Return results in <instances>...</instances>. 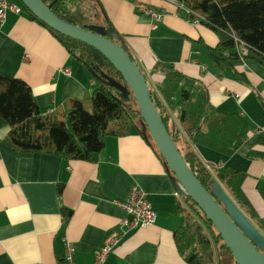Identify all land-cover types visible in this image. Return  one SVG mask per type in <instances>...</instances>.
I'll list each match as a JSON object with an SVG mask.
<instances>
[{
  "label": "crops",
  "instance_id": "0c3cea01",
  "mask_svg": "<svg viewBox=\"0 0 264 264\" xmlns=\"http://www.w3.org/2000/svg\"><path fill=\"white\" fill-rule=\"evenodd\" d=\"M100 2L143 70L150 72L158 61L171 62L202 78L219 110L246 119L248 135L236 152L203 145L196 150L208 163L244 172V193L264 218V130L258 131L264 129V66L240 57L237 47L221 55L220 33L187 21L178 0ZM139 4L164 11L155 29ZM0 73L24 79L44 113L68 110L70 100L88 96L95 84L89 68L26 9L8 11L0 25ZM9 131L10 124L0 116V264L63 262L65 237L75 243L79 264H94L105 238L126 216L116 200L127 198L134 186L146 193L156 220L131 230L104 264H189L175 238L182 222L177 211L181 194L136 127L126 135L106 136L104 148L91 160L16 151Z\"/></svg>",
  "mask_w": 264,
  "mask_h": 264
},
{
  "label": "trees",
  "instance_id": "16d2710c",
  "mask_svg": "<svg viewBox=\"0 0 264 264\" xmlns=\"http://www.w3.org/2000/svg\"><path fill=\"white\" fill-rule=\"evenodd\" d=\"M43 1L52 4L59 16L79 27L114 29L100 0ZM178 1L192 11L193 17L195 14L202 16L203 23L220 33L217 50L221 55L235 50L237 36L250 46L246 58L264 66V0ZM28 13L50 29L70 54L89 68L95 84L88 96L70 100L68 110L44 113L24 79L0 73V116L10 124L7 137L14 150L91 160L104 148L106 136L126 135L136 127L173 177L144 125L132 90L114 65L96 48L61 34L30 11ZM181 13L185 15L182 10ZM114 34L109 35L110 38L128 50L121 34L115 29ZM142 71L154 104L196 176L209 190L215 178L264 235V218L257 214L243 190L245 173L208 163L196 150L197 145H203L225 154L236 152L248 135L246 119L239 113L219 110L211 103L204 80L187 75L171 62L158 61L150 72ZM181 198L177 211L182 222L175 238L184 259L189 264H238L214 224L195 201L189 195H181Z\"/></svg>",
  "mask_w": 264,
  "mask_h": 264
},
{
  "label": "water",
  "instance_id": "95a60500",
  "mask_svg": "<svg viewBox=\"0 0 264 264\" xmlns=\"http://www.w3.org/2000/svg\"><path fill=\"white\" fill-rule=\"evenodd\" d=\"M24 7L52 29L100 51L121 73L132 90L145 127L171 172L179 194L189 195L214 224L238 264H264V235L215 179L206 188L191 169L165 125L151 97L139 64L121 44L112 40L114 29L79 27L59 16L43 0H20ZM126 91V88L118 85Z\"/></svg>",
  "mask_w": 264,
  "mask_h": 264
},
{
  "label": "built area",
  "instance_id": "2783aa9c",
  "mask_svg": "<svg viewBox=\"0 0 264 264\" xmlns=\"http://www.w3.org/2000/svg\"><path fill=\"white\" fill-rule=\"evenodd\" d=\"M140 9L145 11L151 16V27L155 29L158 23L164 17V11L157 9L155 7L147 6L145 4L138 5ZM179 8L184 12L185 15H182L187 21L193 24H200L203 22V18L200 15L193 17L192 11L185 7L183 4H178ZM14 11L21 13L23 7L15 2L9 0H0V25L5 21L8 11ZM237 43V52L240 57H246L249 53L250 46L235 36ZM29 55H26V59ZM207 66L202 65V71H206ZM52 108L50 112H53ZM264 129H259L261 131ZM116 203L122 207L126 216L121 220L119 228L111 231L108 236L105 238L103 244L98 249L95 257L94 264H104L106 258L118 245H120L125 236L133 229L138 227H144L151 225L156 220V213L153 209L152 203L148 199L144 190L138 186H134L127 198L124 200H116ZM65 256L63 262H56L54 264H79L76 260V245L69 238L65 237ZM32 264H43L42 262H34Z\"/></svg>",
  "mask_w": 264,
  "mask_h": 264
},
{
  "label": "rangeland",
  "instance_id": "374dc122",
  "mask_svg": "<svg viewBox=\"0 0 264 264\" xmlns=\"http://www.w3.org/2000/svg\"><path fill=\"white\" fill-rule=\"evenodd\" d=\"M16 1H17V3H19V4L21 3V1H20V0H16ZM16 1H15V2H16ZM22 5H23V4H22ZM202 23H203V22H202ZM180 196H181V195H180Z\"/></svg>",
  "mask_w": 264,
  "mask_h": 264
},
{
  "label": "bare ground",
  "instance_id": "6f19581e",
  "mask_svg": "<svg viewBox=\"0 0 264 264\" xmlns=\"http://www.w3.org/2000/svg\"><path fill=\"white\" fill-rule=\"evenodd\" d=\"M21 6L23 7V10H24V9H25V8H24V5H21ZM26 10H27V9H26ZM110 253H111V252H110ZM108 256H109V255H108ZM107 258H108V257H107ZM107 258H106V259H107ZM105 261H106V260H105ZM104 263H105V262H104Z\"/></svg>",
  "mask_w": 264,
  "mask_h": 264
}]
</instances>
